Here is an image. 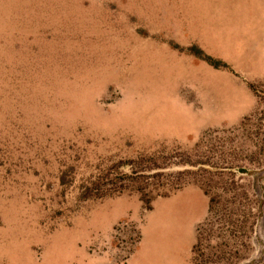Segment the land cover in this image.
<instances>
[{
    "label": "rangeland",
    "instance_id": "rangeland-1",
    "mask_svg": "<svg viewBox=\"0 0 264 264\" xmlns=\"http://www.w3.org/2000/svg\"><path fill=\"white\" fill-rule=\"evenodd\" d=\"M0 264H264V0H0Z\"/></svg>",
    "mask_w": 264,
    "mask_h": 264
}]
</instances>
